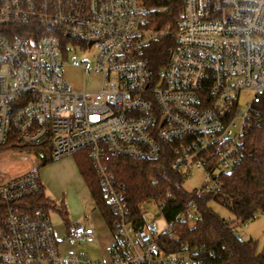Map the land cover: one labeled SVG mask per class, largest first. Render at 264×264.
Here are the masks:
<instances>
[{"label": "built area", "instance_id": "2783aa9c", "mask_svg": "<svg viewBox=\"0 0 264 264\" xmlns=\"http://www.w3.org/2000/svg\"><path fill=\"white\" fill-rule=\"evenodd\" d=\"M163 1L0 0V147L33 148L37 163L0 186V264H198L187 245L167 244L177 224L199 221L194 199L172 218L166 202L147 203L139 222L108 157L168 155L186 179L204 170L194 197L239 168L249 132L264 126V0H182L174 47L157 71L146 52L170 33L158 27ZM67 66L98 75L99 89L73 87ZM78 152L108 209L102 261L80 250L95 244L97 228L64 221L58 233L49 211L29 204L44 190L43 162ZM147 206L163 229L147 221Z\"/></svg>", "mask_w": 264, "mask_h": 264}, {"label": "trees", "instance_id": "16d2710c", "mask_svg": "<svg viewBox=\"0 0 264 264\" xmlns=\"http://www.w3.org/2000/svg\"><path fill=\"white\" fill-rule=\"evenodd\" d=\"M168 10L159 14L158 27L170 26V33L153 42L146 55L155 70L168 62L175 43V23L182 10V0H164ZM13 146H2L0 152L10 151ZM18 150L33 152L35 149L17 146ZM79 171L92 194L96 207L104 218L108 209L104 204L98 177L86 152L74 154ZM79 157V158H77ZM54 161L47 158L42 166ZM110 170L117 180L126 186V200L132 215L144 221L142 206L151 202H166L165 214L172 218L183 206L194 199L199 221L194 225L177 224L175 236L167 239L169 251L175 252L187 245L192 258L198 264H264V251L258 252L253 240H239L234 225H246L264 215V126L253 129L247 136L245 156L239 168L220 178L219 187L194 197V192L184 188L185 175L171 167L168 155L154 161L108 157ZM41 166V167H42ZM168 194L171 196L168 197ZM217 203L233 216L232 223L222 219L210 204ZM31 209H56L57 205L43 192L29 201ZM69 222L64 209L60 210Z\"/></svg>", "mask_w": 264, "mask_h": 264}, {"label": "rangeland", "instance_id": "374dc122", "mask_svg": "<svg viewBox=\"0 0 264 264\" xmlns=\"http://www.w3.org/2000/svg\"><path fill=\"white\" fill-rule=\"evenodd\" d=\"M65 80L78 90H97L101 83V78L98 75H86L71 66H67L65 69ZM36 164V158L23 150L0 152V186L31 171ZM39 170L44 194L58 207L57 210L49 209L52 223L57 232L61 233L64 226L65 220L60 213L62 209L67 213L69 222L97 228L98 237L95 244L83 246L80 250L88 258L102 261L107 248L112 244V239L79 171L76 158L67 156L51 161ZM205 179L204 170L194 169L191 176L185 180L184 188L189 192H194L202 187ZM210 206L222 219L230 223L234 221V216L226 208L214 202ZM145 210L149 223L155 221L159 230L165 227L164 220L159 216L160 214L154 206H147ZM234 227L239 231L243 240H253L257 244L258 252L264 251L263 214H259L257 219L246 225L236 224Z\"/></svg>", "mask_w": 264, "mask_h": 264}, {"label": "crops", "instance_id": "0c3cea01", "mask_svg": "<svg viewBox=\"0 0 264 264\" xmlns=\"http://www.w3.org/2000/svg\"><path fill=\"white\" fill-rule=\"evenodd\" d=\"M71 223V222H70Z\"/></svg>", "mask_w": 264, "mask_h": 264}]
</instances>
